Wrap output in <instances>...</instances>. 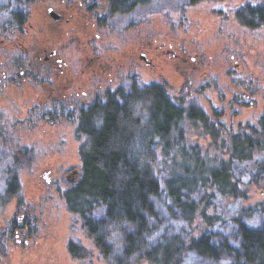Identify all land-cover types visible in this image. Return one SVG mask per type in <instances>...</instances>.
I'll use <instances>...</instances> for the list:
<instances>
[{
    "label": "trees",
    "instance_id": "obj_1",
    "mask_svg": "<svg viewBox=\"0 0 264 264\" xmlns=\"http://www.w3.org/2000/svg\"><path fill=\"white\" fill-rule=\"evenodd\" d=\"M152 1L113 0V8L127 12ZM236 18L249 28L264 24V0L241 6ZM186 114L163 85H152L109 100L97 120L85 117L78 131L84 136L82 175L65 193L70 211L111 264H264V222L253 227L245 221L264 208L241 207L234 175L236 163L264 162V114L253 134L234 135L229 159L215 165L181 149ZM187 116L204 121L193 109ZM176 146L180 161L172 154ZM159 170L168 173L165 179ZM16 182L9 171L0 203L17 194ZM213 205L220 213L205 211ZM199 218L207 228L194 238L190 229ZM230 224L237 227L233 243L214 229ZM69 249L84 257L78 244L71 242Z\"/></svg>",
    "mask_w": 264,
    "mask_h": 264
},
{
    "label": "rangeland",
    "instance_id": "obj_2",
    "mask_svg": "<svg viewBox=\"0 0 264 264\" xmlns=\"http://www.w3.org/2000/svg\"><path fill=\"white\" fill-rule=\"evenodd\" d=\"M10 1L13 0H0V6H7ZM259 1L153 0L114 20L120 26L133 17L141 19L156 14L161 23L170 21L176 36L191 44L192 54L203 53L207 61L213 57L214 64H219V69L213 70L208 78L203 77L205 81L200 82L203 86L200 84L202 91L197 97L183 103L185 107L193 106V113L202 115L204 121L186 115L180 124L184 135L181 149L187 154H197L210 165L227 161L234 135L253 134L264 114V24L249 28L236 18L241 6ZM5 17L0 13V23ZM123 85L121 88H130L129 82ZM41 87L19 86L8 97H0V132L9 139H0V189L7 187L9 171L16 174L18 186L17 194L0 203V264H111L85 234L65 197L67 190L76 184L72 170L82 172L80 147L84 136L72 119L62 117L51 123L49 118L42 117V109L29 112L42 104L36 100ZM246 92L249 97L243 95ZM247 98L249 103L245 102ZM217 111L222 114L219 125L213 118ZM224 117L228 118L225 126ZM173 150L176 153L172 154H178L180 161L183 158L180 149L176 146ZM254 159L236 163L234 175L241 184V207L263 209L264 162L260 166ZM157 174L163 180L168 173L159 170ZM217 208L213 205L205 211L220 213ZM245 221L257 227L264 222V212L245 217ZM18 226H26V231L21 233ZM206 228L207 224L199 218L190 230L198 238ZM236 228L230 224L227 229H214L233 243ZM71 242L79 245L78 255L84 257L71 253Z\"/></svg>",
    "mask_w": 264,
    "mask_h": 264
},
{
    "label": "flooded vegetation",
    "instance_id": "obj_3",
    "mask_svg": "<svg viewBox=\"0 0 264 264\" xmlns=\"http://www.w3.org/2000/svg\"><path fill=\"white\" fill-rule=\"evenodd\" d=\"M136 8L118 11L113 0H13L0 6L6 16L0 23V97L19 86H43L36 95L42 104L29 112L42 109L51 123L72 119L77 131L85 117L99 119L109 100L134 86L163 85L170 102L188 114L193 106L183 103L197 97L203 77L219 64L203 53L192 54L191 44L156 14L133 17L120 26L114 22ZM125 82L130 88H121ZM243 95L249 97L248 92ZM220 115L217 111L213 116L216 125ZM0 139L9 141L1 132ZM75 175L77 183L82 172ZM18 227L26 231V226Z\"/></svg>",
    "mask_w": 264,
    "mask_h": 264
},
{
    "label": "water",
    "instance_id": "obj_4",
    "mask_svg": "<svg viewBox=\"0 0 264 264\" xmlns=\"http://www.w3.org/2000/svg\"><path fill=\"white\" fill-rule=\"evenodd\" d=\"M73 174H78L77 177H79V175L81 174V170H73ZM73 181H76V179H73Z\"/></svg>",
    "mask_w": 264,
    "mask_h": 264
}]
</instances>
